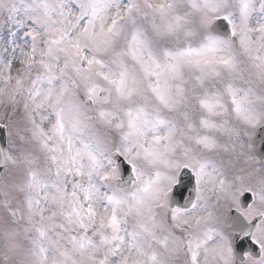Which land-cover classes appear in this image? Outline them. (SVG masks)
Listing matches in <instances>:
<instances>
[{"label":"snow or ice","instance_id":"1","mask_svg":"<svg viewBox=\"0 0 264 264\" xmlns=\"http://www.w3.org/2000/svg\"><path fill=\"white\" fill-rule=\"evenodd\" d=\"M0 264H264V0H0Z\"/></svg>","mask_w":264,"mask_h":264}]
</instances>
